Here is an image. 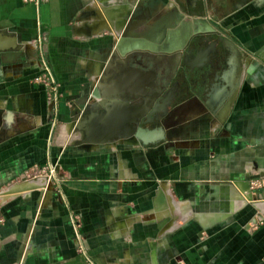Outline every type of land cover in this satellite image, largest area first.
I'll return each instance as SVG.
<instances>
[{
  "label": "crops",
  "instance_id": "0c3cea01",
  "mask_svg": "<svg viewBox=\"0 0 264 264\" xmlns=\"http://www.w3.org/2000/svg\"><path fill=\"white\" fill-rule=\"evenodd\" d=\"M121 18L141 31L121 40ZM199 18L235 40L224 97L181 90L189 80L175 76L195 71L181 58ZM0 33L24 52L0 73V264H86L74 214L95 264H264V0H0ZM131 46L135 67L160 75L169 60L165 136L87 147L70 130L74 112L92 103L96 78L115 75L101 65ZM41 57L61 84L57 110L32 81ZM35 163L55 165L56 188L25 181Z\"/></svg>",
  "mask_w": 264,
  "mask_h": 264
},
{
  "label": "water",
  "instance_id": "95a60500",
  "mask_svg": "<svg viewBox=\"0 0 264 264\" xmlns=\"http://www.w3.org/2000/svg\"><path fill=\"white\" fill-rule=\"evenodd\" d=\"M120 10L122 16V13H133L134 9L128 6L121 7ZM116 27L118 31L124 29L120 38L124 40L130 29L136 28L137 25L133 20L127 25L121 18L120 22L117 20ZM214 30L215 28L207 23L198 31ZM159 38L158 34L157 39ZM17 43L16 37L10 38L0 33V73L3 72V66L15 58H18L20 63L24 62V52L17 50ZM136 48L134 46L132 49L131 46L129 49H122V61H115L117 55L114 53L115 57L110 63L106 66L101 65V71L106 75L112 71L115 75H111L107 81L106 78H96V84L93 85L92 82L90 87L92 103L84 112H74L70 130L81 133V143L85 146L109 144L118 140L133 144L139 142L149 144L164 138L165 130L161 121L169 114L174 95V91H169L170 77L164 73L158 75L154 71L144 70L143 67L133 66L135 64L133 59L137 56L133 51ZM203 59H208V55L201 47L196 61L190 65L192 70H202L205 66ZM126 60L127 64L123 62ZM150 62H154V59H150ZM224 91L223 97L228 91L231 93L229 84ZM165 199L164 191L161 189L158 200L164 202Z\"/></svg>",
  "mask_w": 264,
  "mask_h": 264
},
{
  "label": "flooded vegetation",
  "instance_id": "af4514ba",
  "mask_svg": "<svg viewBox=\"0 0 264 264\" xmlns=\"http://www.w3.org/2000/svg\"><path fill=\"white\" fill-rule=\"evenodd\" d=\"M215 31L200 32V34H198V37L187 42L189 46L188 51L184 52L181 58L184 64H187V66H190L192 64L194 59L192 60L191 55L195 48L196 53L198 54V50L202 47V49L208 55V59H203L205 61V66L200 71L195 70L193 72H190L186 67L185 69L183 68L175 72V76H178V80H181L182 78L189 80V83L185 88L180 86L181 90L187 91L192 94L194 93L195 95L199 96H210L213 93L217 95H223V93L225 92L224 89L227 86L228 78L231 75L230 71L232 68V64L233 62H235L237 55L234 50L235 40L234 38L232 39L227 33L222 34V37H218L214 33ZM186 40L187 39H185V41ZM168 61L167 67H165L163 73L168 77H173L171 71H168V68L170 67ZM198 75L204 79L202 81H205L209 76H213L214 81L209 85L205 83V85L203 86L201 84L202 82H198ZM175 89L176 85L170 84L169 91H174ZM177 89H179L178 86Z\"/></svg>",
  "mask_w": 264,
  "mask_h": 264
},
{
  "label": "built area",
  "instance_id": "2783aa9c",
  "mask_svg": "<svg viewBox=\"0 0 264 264\" xmlns=\"http://www.w3.org/2000/svg\"><path fill=\"white\" fill-rule=\"evenodd\" d=\"M40 1L41 0H23L24 3L29 5H39ZM32 80L35 84L43 88L47 102L53 104L54 110H57L61 94V84L57 81L52 68L43 57L40 59V69L38 73L32 77ZM40 176L47 177L48 180L50 179L55 188V185L61 182V177L57 173L56 167L53 164L41 166L39 163H35L26 174V178H37ZM261 185L262 182L259 181H252L250 183L251 187ZM73 222L74 241L76 243L77 253L84 258L86 264H95L88 253L86 240L81 232L83 226L82 216L80 214H74Z\"/></svg>",
  "mask_w": 264,
  "mask_h": 264
},
{
  "label": "rangeland",
  "instance_id": "374dc122",
  "mask_svg": "<svg viewBox=\"0 0 264 264\" xmlns=\"http://www.w3.org/2000/svg\"><path fill=\"white\" fill-rule=\"evenodd\" d=\"M161 14H155V16H160ZM193 15H197V17L200 15V14H193ZM154 16V17H155ZM170 16H172L173 17V19L171 18V17H167L168 19H160V20H158L160 23H167L168 21H171L172 23H176V19H174V17H175V15H170ZM210 18V17H209ZM154 19V18H153ZM152 19V20H153ZM178 19V18H177ZM191 19V18H190ZM222 19H223V17H220L219 15H217V17L215 18H213V20H215V21H217V22H220V21H222ZM151 19H149L147 22H151L150 21ZM180 20V19H179ZM118 21L120 22L121 20H119L118 19ZM188 21H189V19H188ZM182 22V21H181ZM196 22H201L202 23V25L203 26H205L208 22L207 21H205V20H202L201 18H199L198 20H196ZM205 22H207V23H205ZM198 24V23H197ZM164 25V24H163ZM196 25V24H195ZM150 26V25H149ZM236 24H235V21H233V23H231L230 25H228V26H224V28H228V31L231 33V31H230V29H233V31H232V33H231V35L232 34H234L235 35V33H236ZM163 27V26H162ZM121 31H123L124 29H120ZM119 30V31H120ZM184 30H185V28H184ZM186 30H188V29H186ZM120 31V32H121ZM141 31V29L140 28H134V29H130V31H129V33L128 34H131V33H137V32H140ZM166 32V31H165ZM235 32V33H234ZM215 34H216V36H218V37H220V35H219V33H216L215 32ZM38 72H36L33 76H35L36 74H37ZM33 81V80H32ZM172 121V120H171ZM170 124L172 125V122H170ZM32 179H34L33 177L32 178H29V177H27V178H25V181H27V180H32Z\"/></svg>",
  "mask_w": 264,
  "mask_h": 264
},
{
  "label": "bare ground",
  "instance_id": "6f19581e",
  "mask_svg": "<svg viewBox=\"0 0 264 264\" xmlns=\"http://www.w3.org/2000/svg\"><path fill=\"white\" fill-rule=\"evenodd\" d=\"M112 15H115V14H112ZM110 16H111V15H110ZM100 65H101V64H100ZM99 67H100V66H99ZM100 69H101V68H100ZM100 69H98V70H100ZM100 71H101V70H100ZM98 74H99V73H98ZM41 179L43 180V183L46 182V183H48V184L51 185V186L53 185V184H52V181H51L50 179L48 180L47 177H43V176L37 177V178H35L33 181H31V182H36V183H37V182H38L39 180H41ZM36 183H35V184H36ZM41 183H42V182H41ZM37 185H39V183H38ZM45 185H46V184H45ZM33 187H34V186H33ZM8 195H9V194H8Z\"/></svg>",
  "mask_w": 264,
  "mask_h": 264
}]
</instances>
